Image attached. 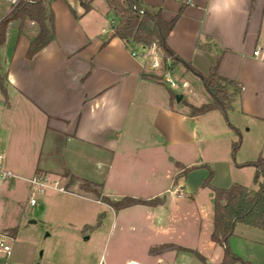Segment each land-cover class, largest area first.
I'll list each match as a JSON object with an SVG mask.
<instances>
[{"label": "crops", "instance_id": "0c3cea01", "mask_svg": "<svg viewBox=\"0 0 264 264\" xmlns=\"http://www.w3.org/2000/svg\"><path fill=\"white\" fill-rule=\"evenodd\" d=\"M86 1L92 5L89 11H85L80 0L52 2L54 39L32 58H27L26 52L38 32L34 21H26L22 32H19L18 22L11 21L7 39L0 45V68L5 75L0 106L9 108L16 100L28 113V120H40L42 137L36 142V148L41 147V152H55L60 147L59 156L50 154L49 160L40 161L43 165L36 173L48 177L52 172L61 175L58 181L67 190L68 185L79 186L81 180L99 183L98 178L80 175L74 164H116L119 158L122 161L118 164H149L142 157L130 161L131 151L158 150L160 146H189L190 149L209 136L223 139L237 135L239 126L228 121L229 112L227 116L218 109L198 116L189 114L186 101L200 105L209 97L208 94L201 97V103L190 98V81L199 91L207 92L203 82L195 81L193 73L184 66L177 68L186 77L184 87L189 88L186 94L181 93L185 101L172 100L166 83L143 77L145 73L162 76L163 71L143 68L145 60L139 55L133 56L131 48L121 38L112 36L118 20L105 0ZM144 3L161 8L166 20L174 18L184 6L168 37L169 46L201 73L207 75L216 67L221 76L243 85L238 98L239 112L248 118L249 124L242 121V117L240 120L246 127V135L254 127L257 137L261 138H248L249 159L239 163L225 156L219 163L225 166L224 176L232 183L257 190L259 184L255 180L256 188L250 186L251 181L244 180L249 172L242 174V180L237 179L235 171L239 169L238 164L264 157V58L253 55L256 46L264 47V0H144ZM107 156L112 159L109 161ZM176 165L181 167L180 171L184 170L183 161H176ZM129 170L132 181L139 186L133 195L148 200L159 197L164 202L169 187L155 188L163 179L162 173L146 171V165H136ZM255 172L254 167L251 175L255 176ZM69 175L76 178L75 183H69ZM178 176H174V183ZM115 180L120 177L111 168L103 184L106 186ZM200 182L202 180L198 181L199 186ZM183 187L181 190L185 188L186 193L196 190V187ZM219 187L229 186L224 183ZM211 195L214 205L213 191ZM248 231L264 236V232ZM164 244L176 243L159 246ZM167 250L172 249L150 252ZM130 261L140 263L131 259L125 264Z\"/></svg>", "mask_w": 264, "mask_h": 264}, {"label": "rangeland", "instance_id": "374dc122", "mask_svg": "<svg viewBox=\"0 0 264 264\" xmlns=\"http://www.w3.org/2000/svg\"><path fill=\"white\" fill-rule=\"evenodd\" d=\"M10 8L8 1L0 0V18ZM131 50L142 51L140 46L132 47ZM156 71L164 69L161 67ZM192 76L195 81H202L196 75ZM172 77L181 86L183 79H186L183 71L178 68L172 71ZM0 78L5 80L1 68ZM190 87V91L183 86L175 90L180 94L188 91L191 99L201 103V97L207 93L199 91L192 81ZM198 87L200 88L199 85ZM0 90L3 92L1 85ZM2 96L0 93V98ZM239 108L238 99L228 111V121L239 126L238 130L235 129L237 135L233 138L218 139L209 136L199 146L195 145L190 149L189 146H160L158 150L131 151L130 161L135 162L142 157L149 164H118L122 161L120 158L116 164H74L80 175L88 179L98 178L97 182L102 183V194L115 200L124 196L137 197L133 193L139 186L132 181L130 168L146 165V171L162 173L163 179L155 188L169 187L163 204H138L115 210L96 193L86 192L80 186L71 188L69 185L66 192L54 187L37 192V202L31 205L29 195L33 188L28 179L43 165L40 161L49 160L50 154L59 156L60 147L55 152H41V147L36 148V142L42 137L40 120H28V113L16 100H13L9 108L0 106V147L5 156L4 166L17 176L4 181L0 191V226L9 229L10 233L17 227V232L11 233L14 236L12 252L7 257L0 256V264H125L131 259L140 264H209L208 260L212 264L220 263L224 248L210 238L213 227L211 193L213 187L218 188L224 183L230 186L234 182L224 176L226 168L219 162L225 156L228 160L239 163L249 159L248 138H261L259 135L257 137L254 127L246 135ZM242 121L249 124L248 118L242 117ZM236 142L237 148L233 149ZM110 157L107 156L109 161L112 159ZM179 160L185 163V167H182L185 172L180 171L181 167L176 165ZM59 165L57 164L58 167ZM238 167L235 171L237 179L243 180L240 178L243 177L242 174L249 172V177L246 175L244 180L251 181L250 186L256 188L254 175H251L254 166L238 164ZM111 168H114L120 180L110 181L104 186L105 175ZM210 171L213 173L211 186H204ZM227 173L229 174V170ZM177 174L179 176L174 183L173 179ZM48 178L49 184H52L53 180H61L62 177L52 172ZM199 180H202L201 186L198 184ZM182 185L193 189L196 187V190L186 193L184 187L181 190ZM248 230L264 232L239 222L228 245L249 264H264V236ZM162 243L194 248L206 257L173 249L163 253L150 252L153 247Z\"/></svg>", "mask_w": 264, "mask_h": 264}, {"label": "trees", "instance_id": "16d2710c", "mask_svg": "<svg viewBox=\"0 0 264 264\" xmlns=\"http://www.w3.org/2000/svg\"><path fill=\"white\" fill-rule=\"evenodd\" d=\"M53 1L18 0L15 4H12L6 14L0 18V45L4 44L7 39L8 27L11 21H17L19 32H22L28 20L37 23L38 32L29 43L26 57L32 58L38 51L49 44L55 36L54 12L51 8ZM105 1L113 16L118 20L114 26L112 36L121 38L129 48L139 45H156L162 53L166 65L168 64L170 71L182 65L186 70L200 77L210 99L200 105L186 101L185 104L191 116L202 115L215 109L220 110L227 116V112L233 108L234 103L240 97L243 85L233 79L221 76L217 72L216 67L211 68L207 75L201 73L169 46L168 37L178 18L183 13L184 6L180 8L174 18L166 20L163 17L161 8L146 6L144 0ZM80 3L85 11H89L92 8L90 1L80 0ZM72 12L76 15L73 10ZM143 77L165 83L163 77L156 74L145 73ZM0 85L4 91L3 80L1 78ZM168 88L171 99L175 100L178 93L170 86ZM181 101L185 100L181 99ZM229 124L231 125V123ZM237 145V142L234 143L233 149L237 148ZM246 165H253L256 168L254 180L259 184L257 190L250 189L240 183H234L227 188L213 187L214 205L211 239L224 248L222 261L218 264H232L236 262L249 264L241 256L233 252L228 245L229 238L235 233L237 223L241 222L264 230V157L247 162ZM185 171L184 169L183 172ZM212 175L213 173L210 171L209 176L203 183L204 186H211L210 180ZM69 176V183H75L76 178L73 175ZM79 186L86 192L96 193L115 210L138 204L156 206L163 203V199L159 197L149 200L133 196H124L119 200L111 199L109 196L102 194V184L89 180H81ZM13 232H17V227L13 229ZM13 232L11 231L12 234ZM165 249H176L204 258L196 250L176 244H164L152 248L151 252Z\"/></svg>", "mask_w": 264, "mask_h": 264}, {"label": "built area", "instance_id": "2783aa9c", "mask_svg": "<svg viewBox=\"0 0 264 264\" xmlns=\"http://www.w3.org/2000/svg\"><path fill=\"white\" fill-rule=\"evenodd\" d=\"M10 3V5L15 4L18 0H6ZM141 52L137 50H132L133 56H141L145 60V64L143 68H150L152 70L161 69L163 67L164 71L162 74L164 82L173 89H180L182 86H186V82L182 83V86L172 77V71L168 68V64L166 65L162 53L157 48L156 45L152 46H142ZM253 55L256 57L264 58V47L261 45L256 46L253 51ZM160 57V59H158ZM4 152L0 147V191L2 189V183L10 178L17 177L10 169L4 166ZM31 184L33 190L29 195V203L31 205H35L36 194L37 192H43L45 188L54 187L60 191H67L66 186L63 185L60 181H53V185L49 184V178L45 174L35 173L33 177L28 179ZM13 235L10 233L9 229L3 228L0 226V256L7 257L11 254L13 249ZM128 264H140L136 261H130Z\"/></svg>", "mask_w": 264, "mask_h": 264}, {"label": "water", "instance_id": "95a60500", "mask_svg": "<svg viewBox=\"0 0 264 264\" xmlns=\"http://www.w3.org/2000/svg\"><path fill=\"white\" fill-rule=\"evenodd\" d=\"M182 98V94L178 93L176 96V100L179 102Z\"/></svg>", "mask_w": 264, "mask_h": 264}]
</instances>
